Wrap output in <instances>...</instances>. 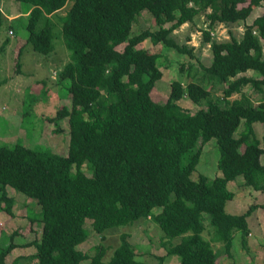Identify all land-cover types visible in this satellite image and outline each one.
I'll return each mask as SVG.
<instances>
[{
	"label": "trees",
	"instance_id": "16d2710c",
	"mask_svg": "<svg viewBox=\"0 0 264 264\" xmlns=\"http://www.w3.org/2000/svg\"><path fill=\"white\" fill-rule=\"evenodd\" d=\"M17 1L26 3L29 12L27 43L37 52H51L57 25L51 15L68 0ZM239 4L240 0H74L59 20L71 51L59 82L68 80L72 102L58 106L48 118L55 123V134L63 131L61 121L69 119V152L61 155L19 142L0 145V204L15 216L16 198L8 192L10 187L41 208L38 217L32 208L28 209L34 215L26 214L31 232L40 226L41 237L20 244L15 241L20 230H15L9 244H0V264H34V260L35 264H147L137 258L128 232L121 233L108 260L109 247L103 241L92 251L80 249L89 238L87 219L104 240L112 228L152 218L168 238L163 242L166 253L157 256L160 264L170 255H178L180 264H218L221 256H232L237 232L247 247L248 219L264 204L232 214L226 203L235 197L229 183L239 173L244 185L264 192V134L260 138L255 129L257 122L264 127V95L255 101L245 93L248 87L264 93V0ZM259 5L263 13L253 25H246L241 37H213L216 24L245 22ZM145 10L158 28L134 32ZM202 16L209 26L201 29L202 44L209 45L212 57L209 63L199 58V63L206 79L225 85L221 98L206 83L193 79L195 72L188 73L187 82L174 79L169 95L155 99L157 82L164 77L161 52L140 44L150 40L194 57L195 47L187 43L190 35L182 43L175 31ZM6 18L0 9V35ZM16 67L21 72V62ZM250 70L258 75L248 74ZM184 71L183 64L178 75ZM186 97L198 106L195 111L181 104ZM26 103L27 95L24 115ZM214 137L221 175L200 174L193 179L204 146ZM156 207L161 211L156 213ZM203 213L210 215L215 227L211 239L203 235ZM176 237L181 240L175 244ZM214 242L220 243L221 251ZM32 245L33 254L8 260L16 248Z\"/></svg>",
	"mask_w": 264,
	"mask_h": 264
},
{
	"label": "rangeland",
	"instance_id": "374dc122",
	"mask_svg": "<svg viewBox=\"0 0 264 264\" xmlns=\"http://www.w3.org/2000/svg\"><path fill=\"white\" fill-rule=\"evenodd\" d=\"M74 0H68L63 7L54 12L51 17L57 24L54 28V49L49 53H40L33 49L31 44L27 43L29 31L27 29L28 11L26 3L17 0H0V9L8 14L6 20L2 23L0 35V145H12L16 142L22 143L31 148H49L52 151L67 155L70 145V125L69 119L61 121L63 131L60 134L54 133L55 123L48 120L53 116L58 106L71 105V96L68 91V80L60 81V73L65 65L71 60V51L67 46L63 35V25L59 21L71 8ZM250 0H240V7L247 6ZM263 13V6L254 7L251 15L245 22L232 24L219 23L214 27V38L217 40H227L231 34L241 37L245 31L246 25H253L254 21ZM134 26V32L145 28L157 29L155 20L148 11H143ZM14 16V17H11ZM58 20V21H57ZM205 16L197 19L194 23H186L175 31L176 38L184 43L187 41L189 46H194V57L189 54H180L163 45H154L150 40L140 44L151 51L161 52L159 63L164 70V77L157 82L153 92V97L161 100L169 95L171 82L178 77L187 82L189 75L196 72L195 80L203 81L205 86L212 88L215 97L221 98L224 84L212 82L202 75V69L199 58L205 63H209L212 57L208 44L203 45L202 28L207 26L204 23ZM13 27L14 33H10ZM137 30V31H136ZM8 40V41H7ZM123 44L118 48L122 49ZM21 62V72L17 73V63ZM185 65V71L181 75V66ZM192 66V68L190 67ZM248 74L257 76L256 71L250 70ZM245 93L252 95L255 101L262 99L264 93H257L252 87H248ZM27 95V110L24 115L23 104ZM240 96V95H239ZM181 104L195 111L196 106L187 97L181 100ZM243 128V124L239 127ZM255 129L260 138H263L264 127L261 123H255ZM264 146V143H263ZM220 150L217 139L214 137L209 140L203 149L200 161L196 170L192 174L193 179H198L200 174H205L211 178L221 175L218 166ZM264 162V156H262ZM229 188L235 192V197L226 203V210L232 214H242L249 209L252 204H264V192L244 185V176L237 174L236 179L229 183ZM12 195H15L16 203L14 205L15 216L6 212L5 204H0V244L10 243L12 232L20 230L15 238L18 243H27L33 239L41 237V227L37 226V232H31V224L26 214L34 215L32 208L38 210L36 216L41 215V208L35 200L28 198L25 194L10 188ZM1 195V190H0ZM29 210V211H28ZM161 211V207H156L155 212ZM38 214V215H37ZM249 225L255 234L247 238V247L243 244L241 232L235 234L232 256H221L218 264H264V208L255 210L249 217ZM203 223L205 231L203 235L211 239L212 231L215 227L210 222V215L203 213ZM86 228L89 231L87 241L79 245L83 251H92L93 247L103 241L109 249L106 259H110L115 248L120 243V235L123 232L130 234V241L134 244L138 253V259L147 264H160L158 255H164L166 250L163 242L168 239L161 227L152 219H142L134 224L120 226L110 229L106 232V238L102 240L101 234L97 233L92 227V220L87 219ZM165 237V239H164ZM181 237L172 240L173 243L180 242ZM216 250L220 243L214 242ZM223 249V248H222ZM36 251L35 246H20L15 249L14 254L8 258L12 261L13 257L19 254H33ZM221 251V250H220ZM30 261V260H29ZM37 260H34V264ZM27 264V263H26ZM31 264V261L28 262ZM33 264V263H32ZM85 264H89L86 261ZM162 264H180L178 255L167 256Z\"/></svg>",
	"mask_w": 264,
	"mask_h": 264
},
{
	"label": "crops",
	"instance_id": "0c3cea01",
	"mask_svg": "<svg viewBox=\"0 0 264 264\" xmlns=\"http://www.w3.org/2000/svg\"><path fill=\"white\" fill-rule=\"evenodd\" d=\"M4 12V11H3ZM6 14V13H5ZM7 17H8V14H7ZM11 17H14V16H11ZM8 19H11V18H9L8 17ZM8 192H10V189L8 188ZM253 235H255L253 232H252V230H250V234H249V236H253ZM248 236V237H249Z\"/></svg>",
	"mask_w": 264,
	"mask_h": 264
}]
</instances>
